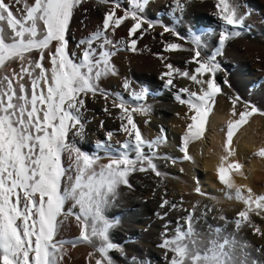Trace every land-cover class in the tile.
Returning <instances> with one entry per match:
<instances>
[{"label": "bare ground", "instance_id": "1", "mask_svg": "<svg viewBox=\"0 0 264 264\" xmlns=\"http://www.w3.org/2000/svg\"><path fill=\"white\" fill-rule=\"evenodd\" d=\"M172 262L264 264V0H0V264Z\"/></svg>", "mask_w": 264, "mask_h": 264}, {"label": "rangeland", "instance_id": "2", "mask_svg": "<svg viewBox=\"0 0 264 264\" xmlns=\"http://www.w3.org/2000/svg\"><path fill=\"white\" fill-rule=\"evenodd\" d=\"M66 31V30H65ZM207 97V96H206ZM186 122H188V119H186ZM69 124V122L68 121H65V127L67 126ZM154 141H157V138H155L154 139ZM160 141V140H159ZM158 142V141H157ZM147 145H149L150 143L149 142H147L146 143ZM151 145V144H150ZM154 147H155V149L158 151V150H160V149H158V148H160L159 147V145H154ZM156 151V152H157ZM161 152H162V150H160V155H161ZM158 153H159V151H158ZM159 157H162V156H159ZM181 193V195L183 194L182 192H180ZM180 193H178V195L180 194ZM185 193H186V191H185ZM172 194V196H176V192H172L171 193ZM180 195V196H181ZM179 201V203H182L183 202V199L181 198H179V200H176L175 199V202H178ZM190 206H187V208H189ZM166 214V215H165ZM167 216V213H163V214H161V216L159 217L160 219H165V218H163V217H165V216ZM52 222H53V217H51L49 220H48V229H47V231H46V234H49V231H50V225H52ZM186 231V232H185ZM184 232H185V234H184ZM186 234H187V236H186ZM191 234H192V229H191V227H187V229L185 230H183L182 231V235L183 236H186V237H189V236H191ZM172 264H175L174 262H172Z\"/></svg>", "mask_w": 264, "mask_h": 264}]
</instances>
